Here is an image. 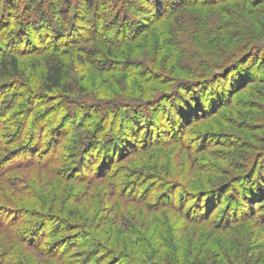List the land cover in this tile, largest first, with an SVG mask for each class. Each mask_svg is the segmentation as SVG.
Returning a JSON list of instances; mask_svg holds the SVG:
<instances>
[{"label": "rangeland", "instance_id": "374dc122", "mask_svg": "<svg viewBox=\"0 0 264 264\" xmlns=\"http://www.w3.org/2000/svg\"><path fill=\"white\" fill-rule=\"evenodd\" d=\"M106 1L110 2L0 0V8L4 2L10 7H3L0 21L1 16L7 17L15 29L23 27L18 40L5 47L0 44V53L11 48L17 53L21 72L18 78H10L0 65V81L10 79L0 84V100L8 105L20 95L21 102L6 117L23 120L33 109L28 119L38 118L26 128L29 140L35 138L29 151L22 140L1 145L3 156L24 149L5 164L20 167L5 172V180H0V221L10 224L19 219L28 235L22 240L0 230V264H264V0H198L200 5L180 10L186 17H204L224 27L222 39L208 35L197 42V58L180 53L170 32L166 41L160 39L162 19L154 20V8L147 0H127L130 7H144L130 17L140 19L137 23L142 28L148 23L147 31L143 28L145 32L132 41L107 43L117 56L106 54L103 37L118 35L120 27H107L113 13L102 14ZM171 20L167 22L173 25ZM54 21L76 26L80 36H94L95 41L84 44L94 53L89 57L87 52L67 47L58 50L63 44L51 39L47 44L40 41L41 35L55 32ZM93 24L98 25L97 33H90ZM127 24L122 22V26ZM186 33L183 30L182 35ZM228 36L240 47L236 68L230 72L233 66L215 68L213 78L200 77L202 83L180 80L174 91L167 90L165 75L148 68L162 79L154 86L156 92L134 102L132 114H122L129 106V102L116 101L123 99L122 92L141 96L140 87L133 90L131 86V82H141L133 74L138 70L133 60L160 63L164 67L158 71L168 75L199 78L207 73L200 64L216 56L214 46ZM72 38L66 36L65 41ZM55 47L62 53L65 76L62 86L48 93L42 86L46 61L56 56ZM200 58L204 61L199 62ZM100 68L105 72H98ZM37 93L41 97L36 100ZM65 94L102 102L109 120H102L104 115L97 123L102 134L116 135L119 123H125L116 142L105 145L115 150L118 161L95 165L92 137H98L97 133L76 139L74 128L66 135L58 134L55 126H47L43 133L36 128L55 115V108L60 114L69 111L60 108ZM48 98L57 99L54 109L44 102ZM30 102L32 108L27 110ZM72 115L71 119H80V114ZM137 123L145 129L135 128ZM136 130L139 134H134ZM60 135L59 142L52 140ZM89 140L92 144L85 147ZM53 146L54 153L50 152ZM102 167H107L101 173L108 181L95 175Z\"/></svg>", "mask_w": 264, "mask_h": 264}, {"label": "trees", "instance_id": "16d2710c", "mask_svg": "<svg viewBox=\"0 0 264 264\" xmlns=\"http://www.w3.org/2000/svg\"><path fill=\"white\" fill-rule=\"evenodd\" d=\"M146 2H148L149 4H152V6L154 8L153 13L156 15V18L154 20L157 21L159 19V21H161V19H162V28L164 30L160 36V39L166 41L167 36L170 35V40L172 41L173 46L178 48L177 50H179L180 53L183 52L186 55V57H190V58L196 57L195 53L197 50L194 49V47L196 48V46H198L197 42L199 40L203 41L204 39L207 38L208 35H212L213 37L215 36V38L217 37V39H219V37H220V39H222V35H220L223 28H224L222 25H220V26L215 25L214 24L215 22L214 23L210 22L209 21L210 19L208 20L204 17L202 19H199L197 17H191V18L186 17V15L182 11L180 12V10H183L187 7H191V6L194 7L196 5L197 6L200 5L198 0H192V1H185V0H177L176 1L175 0L174 1L175 4L170 3L172 5H168L169 3H166L167 0H147ZM89 4L91 6L93 3H89ZM102 5H101L102 11H103L102 14L103 13L104 14L113 13V20L111 22L109 21L110 23L107 22V25H108L107 27L112 28L114 26H118V25L120 26L117 29L118 35H115L113 37L111 35H107V36L103 37L104 41H102V44H104V42L106 43V44H104L106 52L105 51L104 52L108 55L117 56L116 53H114L112 51L111 47L107 43L112 42L113 44L114 43L120 44V42H124L127 40L132 41L133 39L139 37V35L142 32H145V30H143V28L146 27V31H147L148 23L147 24L144 23V25L145 24L146 25L142 28L141 23H137V21H139L140 19H137V18L132 19L130 17L131 16L130 14H132V13H135L138 11H140V12L144 11V7H140V6L136 7V5L130 7L129 2L127 3V0H110V2L109 1L103 2ZM4 6L6 9L10 8L8 5V2H4L2 8H0L1 9L0 12L2 11ZM119 9L122 10V12L121 11L117 12V10H119ZM102 14H101V16H102ZM27 18L28 17H26L24 19L27 20ZM167 20H171L173 22V25L169 24L167 22ZM122 22H127V23H129V25L127 24V26H122ZM0 23H2V24L5 23V25L3 27L0 26L2 28V29H0L1 34H2L0 36L1 46L5 47L7 45H10V43L18 40V38L20 37V34L23 33V31H22L23 27L21 29L16 28L17 29L16 30L13 27V25H11L12 23H11L10 19H7V17L1 16ZM151 24H152V22L149 24V26ZM51 26H53V28H55V32H52L51 35L50 34H46V36L41 35L39 38H40V41H42L43 43L47 44L49 42V39H51L55 43L63 44L61 46H58V48H57L58 50H62V49L67 47L72 52H76L77 50L78 51L80 50L82 52H87V55L89 57H90V55H92L94 53L92 47L90 48V47H87L86 45H84L88 40L95 41L96 38L94 36H90V37L89 36H84V37L80 36L78 33H76V31H77L76 26L71 25L69 27H64L61 25V22H59V21H54ZM107 27H103L102 29H105ZM110 29H107L106 31L108 32ZM97 30H98V25L93 24L92 29L90 30V33H97ZM165 30H166V32H165ZM183 30H187L186 35H182ZM169 32H170V34H169ZM230 34L232 37H236V35L234 33H230ZM66 36H71L73 38L69 41L68 40L65 41ZM239 37H245V35H242L241 33H239ZM29 38H30V43H32L30 35H29ZM184 42H185V45L188 46V48H186V46L183 45ZM234 44H235V41L231 42L229 39V36H228V37L224 38L223 44L218 43L217 45L214 46L215 51H216V56L208 57V61H205V62H203L204 58L203 59L200 58L199 62H203V64H200V65L203 67V71H206L207 73H204V75H198L199 78H195V76L194 77H184L182 75H177V74L176 75H174V74L168 75L162 71H158L159 68L164 67L160 63L158 64V63L154 62L150 65V64H146L145 62H143L141 60H138L141 63L137 62V60H133L134 62L137 63V69H138V70L135 69L136 72L133 74L136 75L137 78H139L141 82H136V81L131 82V86H133V90L140 87L139 94L141 96H139V95H126V91L122 92V93H124V95L122 97L123 99L116 100V101L117 102L119 101V103L121 101L129 102V104H126V105H129L128 107H126V109L128 111H126L125 109H122L121 110L122 114L123 113L132 114V112H133L132 111V109H133L132 104L134 102L137 103V102L142 101L143 99L149 98V96H151L154 92L155 84L158 81L162 80V79H160V76H154V74L152 72H150V70H148V68L151 69L152 71L158 73V74L165 75L168 78L166 80V82L168 84L167 90L168 91H174L176 88H174L173 86H175V84L177 82H179L180 80H181V82L186 80L187 82H185V83H187V84H197L201 81H204V80L200 79V77L204 78L205 76L209 75L210 77L213 78L214 76H212V75L215 74V71H213V70H215V68L222 69V68H225L228 66L232 67L235 63H237L236 60L241 57V56H239V51H240L239 48L240 47H236ZM178 45H180V49H179ZM201 47H202V45L201 46L199 45V48H201ZM230 48H231V51L228 54H226L225 52ZM57 49H56V47L53 48V50H55L54 53L56 54V56H52L51 58L47 59V61H46V73H45V77L43 80V86H42L43 89L41 88L42 90H44V92L49 93L50 91H53L54 89H58L62 86V79L65 76V70L63 68V65H62V62L60 59V57H61L60 54H62V53H59L61 51H58ZM3 53H5V54H3ZM80 54L81 53L77 52L76 56L78 57V59L81 60L82 54L81 55ZM208 54L210 55V52ZM16 55H17V53L12 48L10 50H8L7 52H1L0 53V57L2 60V61L0 60L1 71L4 72L5 74H7L8 76H10V78H18L19 76H16V75L21 74V72L18 71L19 66H18V62L16 60ZM5 57H9V59L4 60ZM89 57H87L86 59H89ZM196 60H198V59H196ZM186 61H187V63L189 62L187 59H186ZM149 63H151V62H149ZM158 66H160V67H158ZM234 68H236V67L233 66L231 69H229L228 72H230ZM107 69L108 68H106V70ZM108 71H112V70L108 69ZM114 71L120 72L122 70L121 69L120 70L114 69ZM98 72H105V68H103V69L100 68V70ZM128 74H132V72H128ZM144 78H147V79H144ZM8 80H10V79H8ZM8 80L0 81V84L4 85V84L9 82ZM143 83H147L148 87H145V88L141 87V84H143ZM149 84H152V85H149ZM163 84H165L164 81H163ZM155 92H156V90H155ZM178 95H180V94H178ZM17 97L15 99L17 102L16 101L11 102V103H8V105H6L3 100H0V111H3L2 114L0 113V126H1V129L2 128L4 129V130L2 129L4 132L0 131V133H2V132L4 133L3 135L1 134V136H0V153L2 151L1 145L2 146L3 145L4 146H10L17 141L22 140L23 143L26 144L25 145L27 147L26 149L29 151V149H30L29 146L32 143L33 138H31V140H29V133H27L28 129H26V128H29V126L31 128L33 123L35 122V119H36V121L38 120L37 116L35 117L34 120L30 121L28 119L30 113L33 112V109H31L30 111L27 112V114L29 113L28 116H26V114H25L26 117H24L23 120L19 119V117H21V116H18L19 114H17L18 119H16V120H14L15 116L13 118L12 117H9V118L6 117V114L11 109L15 108L18 105V103L21 102V101L18 102L20 95ZM36 97L37 98L41 97V95H39L37 93L35 98ZM45 97H47V95H45ZM13 98H15V97L13 96ZM37 98H36V100H37ZM62 99L60 100V108L66 109L69 111L64 113V114H60L61 112H59L58 109L55 108V110H56L55 115L51 116L50 120H48V119H46L47 121L44 120L43 124L39 123L40 126L39 127L36 126V128H39V131H41L43 133V132H45V128L47 126H51V127L55 126L56 129H58L56 132L59 131L58 134L62 133V135H66V134L73 132L72 129L74 128V129H77L75 131L76 132L75 134L77 135L76 139H78V137L88 139V137H90V136L92 137V135L94 133H97L98 137H96V136L92 137V142L94 141V144H96V147L95 146L92 147V149L95 148L94 149L95 150V153H94L95 156L93 159H96V161L94 163L96 165L97 162L102 163L104 160L103 163H105V165H109V163L111 161H113V159L118 157L117 156L118 154L115 153V150L112 149V147H111V149H109V148L105 147V145L109 144V146H110L111 143L113 145V143L116 142L115 137L121 136V133H123V129L125 128L124 127L125 123L124 122L119 123V131L117 132L116 135H111L110 132H105L102 134V131H101L102 129L101 130L98 129L97 123L103 118L104 115H105V117L102 120H106V121L108 120V119H106L108 115H107L105 107H103V105L101 104L102 102L98 103L93 97H89L86 95H76L75 98L73 99L72 97L65 94V96L62 97ZM44 102L49 105V107H48L49 109H51L52 107L54 109V106H55V103L57 102V99H55V98L49 99L48 98L47 100H44ZM52 102H54V103L52 104ZM50 104H52V105H50ZM36 107H39V106L36 105ZM29 108H32V102L28 103L27 110ZM118 110L119 109H116L115 112H118ZM74 112H76V114H78V115L80 114L79 115L80 119L77 121L75 120V118L74 119L70 118V115H71V117H73L72 114H74ZM109 113L112 114L111 112H109ZM33 114L35 116V113H33ZM40 114L44 115L45 113H44V111H42ZM5 117H6V119H5ZM2 119H4V120H2ZM19 120H21V121L17 122ZM107 122H109V120ZM17 123H19V124H17ZM20 124H22L23 129L22 130L15 129L16 126H18ZM137 127L140 128V131H143L145 129V128L141 127V124H139V123H137V126L135 128H137ZM162 131L165 133H168L167 128H165V129L163 128ZM135 133L139 134L137 130L134 131V134ZM62 135L55 137V138L52 137V140L53 141L58 140V142H59ZM95 137H96V139H95ZM33 140L35 141V138ZM132 140H133V138H132ZM58 142H56V143L54 142V143L57 144ZM92 142H90V140H89V142L87 141V143H85L86 144L85 147L87 145L92 144ZM22 144L18 145L16 148H19ZM39 145H40V143H39ZM127 146H128V144L124 145L123 151ZM23 149H24V146H22L21 148H19L16 151H14L15 149L8 150V151L6 150V153L14 151L12 153H9V155H7V156H3L2 154H0V180H2V179L5 180V175H4L5 172H10L11 170H14V169H17L18 167H20V166H15L13 168V167H10L11 164L10 165H5V164H7V162H9V160H10L9 158L11 156H13L17 152L23 151ZM55 149H56L55 147L54 148L51 147L50 152L54 153ZM43 150L44 149H42L36 155L34 154L35 153V151H34L33 155L40 156V154L43 152ZM90 150H91V148H90ZM114 153H115V155H114ZM119 157H121V156H119ZM51 158H52V160H54L53 156ZM52 160L50 162H52ZM115 161H118V158L115 159ZM111 165L112 164H110V166ZM107 167H105V168L102 167L101 170H98V173H96L95 175H99L100 179H102L104 181L105 180L108 181L107 179H103V173H101V172H104V171H102V169L104 168L106 170ZM75 169L77 170V167ZM117 178H118V176H117ZM1 189L2 188L0 185V191H1ZM2 195H3V193L1 194L0 198H2ZM0 211H3L2 208H0ZM21 224H22V222L19 221V219L13 220L10 224H4L3 222L0 221V230L4 231L6 233V236H11V235L13 237L19 236L23 240L24 237L26 239V237H27L26 235H28V232H27L28 230H22V228H20Z\"/></svg>", "mask_w": 264, "mask_h": 264}]
</instances>
